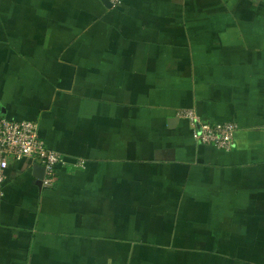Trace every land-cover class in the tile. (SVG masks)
<instances>
[{"label": "crops", "instance_id": "obj_1", "mask_svg": "<svg viewBox=\"0 0 264 264\" xmlns=\"http://www.w3.org/2000/svg\"><path fill=\"white\" fill-rule=\"evenodd\" d=\"M0 106L66 160L0 169V264H264L263 0H0Z\"/></svg>", "mask_w": 264, "mask_h": 264}, {"label": "built area", "instance_id": "obj_2", "mask_svg": "<svg viewBox=\"0 0 264 264\" xmlns=\"http://www.w3.org/2000/svg\"><path fill=\"white\" fill-rule=\"evenodd\" d=\"M109 1L113 7L119 6L122 2ZM179 116L188 119L196 140L202 145L227 153L232 151L238 131L236 125L203 121L192 111H181ZM0 145L1 170L7 169L10 162L28 161L30 164H39L45 168L43 183L47 186H53L57 182V170L66 165V160L61 154L46 148L37 125L28 120H11L0 115Z\"/></svg>", "mask_w": 264, "mask_h": 264}, {"label": "water", "instance_id": "obj_3", "mask_svg": "<svg viewBox=\"0 0 264 264\" xmlns=\"http://www.w3.org/2000/svg\"><path fill=\"white\" fill-rule=\"evenodd\" d=\"M103 3L107 6V7H112L113 5L110 3L109 0H102ZM0 113L4 114L5 111L4 109L0 106ZM0 150H1V145H0ZM0 161H1V155H0ZM33 173H34V177L37 180V186L42 188L43 187V180L45 178V168L39 164H35L33 166Z\"/></svg>", "mask_w": 264, "mask_h": 264}, {"label": "trees", "instance_id": "obj_4", "mask_svg": "<svg viewBox=\"0 0 264 264\" xmlns=\"http://www.w3.org/2000/svg\"><path fill=\"white\" fill-rule=\"evenodd\" d=\"M0 115H2V116H5V117H6V115H5V114H2V113H0Z\"/></svg>", "mask_w": 264, "mask_h": 264}]
</instances>
